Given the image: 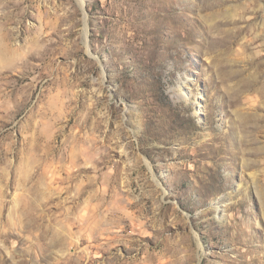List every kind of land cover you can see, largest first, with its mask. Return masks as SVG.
I'll list each match as a JSON object with an SVG mask.
<instances>
[{
  "label": "rangeland",
  "instance_id": "1",
  "mask_svg": "<svg viewBox=\"0 0 264 264\" xmlns=\"http://www.w3.org/2000/svg\"><path fill=\"white\" fill-rule=\"evenodd\" d=\"M0 264H264V0H0Z\"/></svg>",
  "mask_w": 264,
  "mask_h": 264
}]
</instances>
